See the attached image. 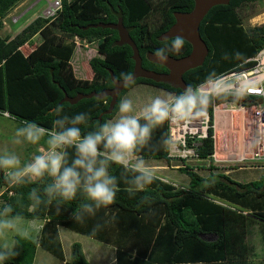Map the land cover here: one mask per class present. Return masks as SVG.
I'll return each instance as SVG.
<instances>
[{
    "label": "trees",
    "instance_id": "16d2710c",
    "mask_svg": "<svg viewBox=\"0 0 264 264\" xmlns=\"http://www.w3.org/2000/svg\"><path fill=\"white\" fill-rule=\"evenodd\" d=\"M19 1L0 0V29L2 18ZM160 1L161 7L155 10L150 0H59L53 17L36 16L12 37L0 36V113L21 123L34 121L51 129L54 119L51 110L61 106L63 114L69 117L82 112L89 115L88 123L80 125L86 133L110 119L119 109L122 95L136 83H147L174 95L184 92L161 82L136 78L119 92L112 111L99 117L108 105L107 96L82 97L74 103L61 100L64 93L71 97L112 87L108 70L117 79L122 78L121 73H131V48L126 44H113L117 38L115 30L90 26L115 22L109 7L119 10L122 24L129 27L128 34L138 50L141 66L156 72L165 71L162 65L148 61L145 53L155 54L159 48L171 46L176 37L165 40L157 37L173 23L172 13L190 11L193 0ZM254 1L257 0H229L208 9L198 25L208 52L202 64L182 74L187 88H195L221 73L254 63L251 58L264 48V25L244 28L239 13L242 6ZM154 13L157 23L151 27L147 18ZM34 35L39 37V42L24 54L20 47ZM75 38L95 43L97 55L87 61L90 79H80L73 74L69 59ZM189 50V43L184 41L179 52L172 51L168 55L177 58ZM229 98L232 97L217 94L213 101L217 104ZM257 100L252 96L241 98L246 105ZM206 111L211 125V104ZM211 135L209 126L207 136L196 147L200 158L212 152ZM164 138H167L166 123L154 130L151 146L141 153L143 158L172 165L173 160L166 157V148L161 143ZM41 143L45 145L44 140ZM212 168L211 165L204 168L207 174L203 176L199 174L202 167H178L188 178L185 185L158 179L145 192L130 194L121 179L123 170L112 165L109 171L117 177L119 188L115 202L98 210L95 216H86L83 222L73 219V212L84 202L80 193L76 199L65 202L59 212L55 202L32 211L27 207V193L39 185L14 187L0 170V186L3 187L0 204L22 201L24 206L17 211L28 219L41 220L37 236L21 241L19 255L9 258L5 264H32L37 248L52 255L60 264H89L77 242L69 244L68 257L64 258L58 228L114 247V264H250L253 249L246 243L245 236L253 219L259 224L264 245V175L256 181L241 183L231 180L227 174L213 172ZM97 224L101 227L94 231ZM209 234L215 238L207 241L200 237Z\"/></svg>",
    "mask_w": 264,
    "mask_h": 264
},
{
    "label": "clouds",
    "instance_id": "9594fccd",
    "mask_svg": "<svg viewBox=\"0 0 264 264\" xmlns=\"http://www.w3.org/2000/svg\"><path fill=\"white\" fill-rule=\"evenodd\" d=\"M183 45L184 40L176 37L170 47L166 45L156 50L155 56L166 61L169 52H179ZM121 77L125 86L134 83L131 74L121 73ZM215 95L188 87L180 94L153 98L138 113L132 100L125 98L119 103L116 118L99 123L86 133L80 125L88 123L87 113L69 117L57 106L51 110L54 117L51 129L34 121H24L12 141L15 145H38L44 140L46 147L23 164L15 152L5 149L0 154V170L6 171L7 182L14 187L39 185L27 193V207L32 211L55 202L59 212L65 202L76 199L80 193L84 202L73 212V219L83 222L86 216H95L98 210L115 202L119 188L117 177L109 171L112 165L123 170L121 179L130 194L145 192L160 179L141 155L151 146L154 130L173 117L205 111ZM161 143L170 148L172 142L164 138ZM23 206L22 201L0 204V264L19 255L21 241L30 237L25 224L34 226L38 219L29 220L17 211ZM100 227L97 224L94 231Z\"/></svg>",
    "mask_w": 264,
    "mask_h": 264
},
{
    "label": "rangeland",
    "instance_id": "374dc122",
    "mask_svg": "<svg viewBox=\"0 0 264 264\" xmlns=\"http://www.w3.org/2000/svg\"><path fill=\"white\" fill-rule=\"evenodd\" d=\"M58 0H21L19 1L15 6H13L8 13L2 18V28L0 29V36H10L12 37L16 32H18L24 25H26L29 21H31L36 16H47L49 13V9H53L55 6V2L57 3ZM151 5L153 9L156 10V8H160L162 5V2L160 0H150ZM239 13L242 15V25L244 28L253 26V25H264V0H257L251 3H247L242 8H240ZM148 21L151 27H153L157 23V19L154 14H151L148 16ZM39 42V37L37 35H34L27 43H24L20 50L26 54L29 52L37 43ZM79 48H76L75 50L77 53L73 55L72 60V66L75 70V75L79 76L80 78H90V75L88 71H90L87 60L96 54L95 52V43L94 42H83V41H75ZM75 52V51H74ZM80 67V70H78L77 67ZM83 68V69H82ZM78 70V72H77ZM81 72V75L78 73ZM85 75V76H82ZM163 92L158 89L157 87L145 84V83H136L133 86H131L121 97L120 101L122 99H130L133 102V106L136 109L137 113L150 101L160 96L162 97ZM234 109H236V106L232 103L231 104ZM225 113L224 116H222V119L216 120L215 130H216V141L219 143V152L220 155H227L229 151H227V148H230V141L232 139L240 138V135L245 132L246 127L244 126L247 120L249 119V115L247 113L244 114V117H242L240 112L232 111V113ZM118 115V110L112 116L110 119L116 118ZM218 113L216 114V116ZM107 119V120H110ZM230 119L232 120V128L228 126ZM106 120V121H107ZM244 124V125H243ZM20 127H23V123L9 118L7 114L0 113V154L3 153L5 149H7L10 152H15L16 155H18L21 159L22 164L26 163L31 160V158L38 154V150L40 148L46 147L41 142L38 145H33L29 143H23L21 145H15L12 141L15 138L16 130ZM232 138V139H231ZM227 139H228V146H227ZM221 142L224 144V147H221ZM238 142V141H237ZM237 142H232L231 146H236ZM222 144V145H223ZM224 150L225 153L221 152V150ZM241 149V144L238 147V149H233L230 154L232 157H237V151ZM235 160V159H234ZM165 164L169 166L167 163H162L160 160L156 161L155 164L159 165ZM172 164L176 163V161L173 160L171 162ZM190 165H194L197 167H202L200 171L207 172L204 168H208L210 165L213 168H217L218 170H222V167H216L211 163V159H207V161H198V160H191L187 162ZM233 163V164H232ZM232 163H228L229 166L226 169L229 168H237L236 166L239 165H253L251 162H237L234 161ZM257 168V167H253ZM253 168H239V169H232L227 172V176L235 181V182H248V181H256L259 179V177L264 175V170L261 169H253ZM213 170V169H212ZM198 171V169L196 170ZM215 171V170H213ZM3 176L6 178V171L2 170ZM157 175L160 177V179H163L164 181L173 183L174 185H185L187 183V176L180 172L178 169L175 168H169L163 170H156ZM3 187L0 186V192L2 191ZM31 220V219H29ZM37 225V226H36ZM38 225L39 220H36L35 225L32 224H25V227L28 229L30 233V238H33L37 235L38 232ZM259 224H257L256 220H251V222L248 224L247 233H246V241L248 244L252 246L253 254H251V264H262L263 263V255H264V245L260 238V232H259ZM59 234L61 236V240L63 242L64 253L65 257H68L69 249L67 247L68 243L70 241L77 242L82 247L83 251L85 252L86 256L88 258H92L93 256H90L92 251H94L95 246H100L102 249L108 251L110 247L106 244L99 243L96 240H93L87 236L78 234L76 232L67 230L65 228H59ZM67 247V248H66ZM103 252L104 259L106 264L109 263V259L111 257V253H108L107 251ZM94 261V260H93ZM96 264V262L94 261ZM32 264H60V262L54 258L52 255L47 253L44 250H41L40 248H37L35 251L34 259ZM113 264V263H111Z\"/></svg>",
    "mask_w": 264,
    "mask_h": 264
},
{
    "label": "built area",
    "instance_id": "2783aa9c",
    "mask_svg": "<svg viewBox=\"0 0 264 264\" xmlns=\"http://www.w3.org/2000/svg\"><path fill=\"white\" fill-rule=\"evenodd\" d=\"M52 7L54 8L49 9V13L45 17L54 16L55 10L59 8V0ZM77 40L75 38V41ZM251 59L254 61L251 66L221 73L195 87L200 88L205 93L225 94L232 97L217 104L212 101L211 125L208 122V112L206 110L196 114H185L182 117H173L166 122L167 139L172 142L170 148H166V157L176 161L175 164L170 165L172 168L184 167L185 165L194 166L187 162L191 160L207 161V159H211V163L216 167L224 165L227 168L228 163L237 161L253 163V165H239L236 166L237 168H264V48L259 50ZM247 96L255 97L258 100L246 105L241 102V98ZM232 103L236 106V109L233 108ZM225 111H228L229 115L232 111L240 112L242 117L247 113L249 119L245 125L243 124L246 129L240 135V138H231L230 146H228L227 139V146L230 147L227 148L229 153L220 155L218 153L220 142L216 141L215 126L217 125L215 116L218 113L217 116L222 119ZM209 126L212 128V152L208 157L200 158L197 155L196 147L200 145L201 139L207 136ZM230 127V129H233L232 124ZM232 142H237L236 146H231ZM222 144L221 142V147H224V144ZM240 144L241 149L237 151V157H232L230 152L233 149H238ZM224 150H221V152L225 153ZM166 166L165 164L160 165V167Z\"/></svg>",
    "mask_w": 264,
    "mask_h": 264
},
{
    "label": "water",
    "instance_id": "95a60500",
    "mask_svg": "<svg viewBox=\"0 0 264 264\" xmlns=\"http://www.w3.org/2000/svg\"><path fill=\"white\" fill-rule=\"evenodd\" d=\"M228 1L229 0H193V6L190 11H175L172 13L174 18L173 23L169 25L168 28L164 30L157 38L158 40H165L171 37H180L184 41L189 43V52L186 55L177 58L168 55L166 61H160L152 52L145 53V58L148 61L162 65L166 69V72H156L153 70L145 69L141 66V58L138 50L128 34L129 27H126L122 24L121 13L119 10L113 11L112 8L109 7L111 13L116 18L115 22L96 23L90 26H100L103 28H110L115 30L117 32V38L113 41V44L117 46L126 44L131 48L130 58L133 61V66L130 74L132 75L133 80H135L136 78H145L153 82H161L169 85L170 87L179 88L182 91H185L187 89V86L182 79V74L185 71L202 64L208 52L205 42L199 35V22L209 8L214 5L226 4L228 3ZM108 73L112 82V87L104 88L98 93H95L93 91L87 94L77 93L71 97L67 96L64 93L61 100L67 101L69 103H74L82 97L94 96L96 98H103L107 96L109 97L108 105L106 109H104L98 115V117L101 114H109L116 102L117 95L125 85L122 83V78H115L111 70H108Z\"/></svg>",
    "mask_w": 264,
    "mask_h": 264
},
{
    "label": "crops",
    "instance_id": "0c3cea01",
    "mask_svg": "<svg viewBox=\"0 0 264 264\" xmlns=\"http://www.w3.org/2000/svg\"><path fill=\"white\" fill-rule=\"evenodd\" d=\"M80 41V40H79ZM84 42V41H83ZM76 48H79V46H78V44L75 42V45H74V48H73V51H72V54H71V56H70V59H69V63H70V65H71V67H72V70H73V74L75 75V70H74V67L72 66V60H73V55L75 54V53H77V51L75 50ZM75 51V52H74ZM95 52H96V50H95ZM95 55H97V52H96V54ZM95 55H93V56H95ZM92 57V56H91ZM88 61V60H87ZM88 64V63H87ZM89 67V66H88ZM78 68V70H80V67L78 66L77 67ZM83 69V68H82ZM90 69V68H89ZM78 70H77V72H78ZM88 73H89V75H90V77H91V71H88ZM79 75H81V72H79L78 73ZM82 76H85V75H83L82 74ZM75 77H77V78H80L79 76H76L75 75ZM80 79H90V78H80ZM145 84H147V83H145ZM156 87V86H155ZM158 89H160L162 92H163V95H162V97H166L168 94H172L171 92H169V91H167V90H164V89H162V88H159V87H157ZM114 116V115H113ZM217 119H219V117L218 116H215V121L217 120ZM145 161H146V163L148 164V165H150L151 167H156V168H154L155 170H163V169H166L167 168V166L166 167H160V163H158L159 165H157V164H155L156 163V161L157 160H155V159H145ZM170 166V165H169ZM168 166V167H169ZM222 167V170L220 171V170H218L217 168H212L213 170H215V171H213V172H220V173H223V174H227V172L228 171H230V170H232V169H239V168H229V169H226V167L223 165V166H221ZM220 167V168H221ZM169 168H171L172 169V167L170 166ZM175 169H177V168H175ZM253 169H263V168H253ZM201 170V169H200ZM199 170V174L200 175H203V176H206V174H207V172H204V171H200ZM203 170V169H202ZM206 170V169H205ZM216 202H219V201H216ZM220 203V202H219ZM39 224L41 225V220H39ZM40 225H38V231H39V228H40ZM37 226V225H36ZM37 234H38V232H37ZM37 236V235H36ZM35 236V237H36ZM58 236H59V239H60V242H61V247H62V252H63V255H64V258L65 259H67L66 257H65V253H64V246H63V242H62V240H61V236H60V234H59V228H58ZM202 239H205V240H207V241H210V240H213L214 238H215V236L213 235V234H209V235H205V236H200ZM34 238V237H33ZM92 239V238H91ZM94 240V239H93ZM97 241V240H96ZM245 241H246V236H245ZM71 242H73V241H70L69 243H68V245H67V247H68V249H69V244L71 243ZM99 242V241H98ZM99 243H102V242H99ZM246 243L248 244V242L246 241ZM102 244H105V243H102ZM107 245V244H106ZM248 245H250V244H248ZM109 247H110V249H108V251L107 250H105L104 248L102 249V247H100V246H95V248H94V251H92L91 253V255L90 256H93V260L96 262V264H106L105 263V259H104V254H103V252H104V250L105 251H107L108 253H111V257H110V259H109V263L111 264V263H113L114 264V257H115V255H114V247H112V246H110V245H108ZM251 246V245H250ZM66 247V248H67ZM252 247V246H251ZM81 249H82V247H81ZM82 252H83V255H84V257H85V259L87 260V262L89 263V264H95L94 263V261L93 260H91L92 258H88L87 256H86V254H85V252L83 251V249H82ZM251 254H253V250H252V253ZM251 256V255H250ZM250 256H249V262H250V264H251V258H250ZM263 257H264V255H263ZM262 257V258H263ZM183 264H189V263H183ZM192 264H198V262H195V263H192ZM262 264H264V260H263V263Z\"/></svg>",
    "mask_w": 264,
    "mask_h": 264
},
{
    "label": "bare ground",
    "instance_id": "6f19581e",
    "mask_svg": "<svg viewBox=\"0 0 264 264\" xmlns=\"http://www.w3.org/2000/svg\"><path fill=\"white\" fill-rule=\"evenodd\" d=\"M225 113L227 114V113H229V112H228V111L223 112V115H222V116H224ZM231 122H232V120L230 119V121H229V125H228V126H231V124H232Z\"/></svg>",
    "mask_w": 264,
    "mask_h": 264
},
{
    "label": "flooded vegetation",
    "instance_id": "af4514ba",
    "mask_svg": "<svg viewBox=\"0 0 264 264\" xmlns=\"http://www.w3.org/2000/svg\"><path fill=\"white\" fill-rule=\"evenodd\" d=\"M162 72H166V69H165V71H162Z\"/></svg>",
    "mask_w": 264,
    "mask_h": 264
}]
</instances>
